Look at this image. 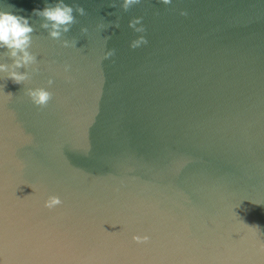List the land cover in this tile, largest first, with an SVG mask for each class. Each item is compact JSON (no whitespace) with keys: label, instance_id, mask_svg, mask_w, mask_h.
<instances>
[{"label":"water","instance_id":"95a60500","mask_svg":"<svg viewBox=\"0 0 264 264\" xmlns=\"http://www.w3.org/2000/svg\"><path fill=\"white\" fill-rule=\"evenodd\" d=\"M56 2L0 0L37 59L0 73V264H264V0H64L60 40L32 14Z\"/></svg>","mask_w":264,"mask_h":264},{"label":"clouds","instance_id":"9594fccd","mask_svg":"<svg viewBox=\"0 0 264 264\" xmlns=\"http://www.w3.org/2000/svg\"><path fill=\"white\" fill-rule=\"evenodd\" d=\"M141 0H123L121 7L124 11H128L133 5L139 4ZM164 5L171 4L172 0H160ZM110 7H116L115 3L111 4ZM22 11V10H21ZM78 13L80 16L86 15V10L80 5L69 6L64 2V0H57L56 3H48L45 7L41 9H33L32 14L42 18L43 22L40 27L48 30V35L50 38L55 40H60L63 34L70 31L73 24L77 23L73 12ZM182 16H186L187 12L182 11L180 13ZM143 17H136L129 21V27L132 28L137 33H143L146 31L142 25ZM140 25V27H137ZM115 26L118 28L119 24L116 23ZM102 27V26H101ZM82 33H87L88 29L86 27L81 28ZM34 28L29 23V18L21 15L13 14L8 11H0V47L6 48L8 50L7 55L13 60L11 65H6L0 63V73H6L5 80H11L14 84H23L24 81L30 79L28 71L19 72L16 69L25 68L27 69L30 65H36L37 59L34 54H32L29 49L32 44V33ZM148 40L145 36L141 35L139 38L133 40L130 43L132 49H136L141 45H146ZM77 41H69L67 39L62 41L64 47H76ZM115 55V49L108 50L104 58L108 59ZM69 65L64 66L65 72L68 71ZM32 72H38L37 67L31 68ZM53 80H48V85L51 86ZM11 96L12 93H7ZM26 95L30 97L34 105L39 107H45L52 98V94L45 88H29L26 90ZM31 187L30 185H28ZM62 201L58 196H49L47 200L44 201V207L52 210L57 206L61 205ZM115 227L116 225H112ZM259 228L258 225H254ZM150 237L147 235H134L132 240L137 244L147 243ZM261 250H264V244H261Z\"/></svg>","mask_w":264,"mask_h":264}]
</instances>
